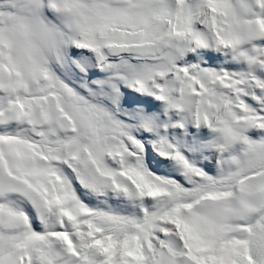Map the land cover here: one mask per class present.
Here are the masks:
<instances>
[{
    "label": "snow or ice",
    "instance_id": "1",
    "mask_svg": "<svg viewBox=\"0 0 264 264\" xmlns=\"http://www.w3.org/2000/svg\"><path fill=\"white\" fill-rule=\"evenodd\" d=\"M47 7L43 58L0 38V264H264V0Z\"/></svg>",
    "mask_w": 264,
    "mask_h": 264
},
{
    "label": "clouds",
    "instance_id": "2",
    "mask_svg": "<svg viewBox=\"0 0 264 264\" xmlns=\"http://www.w3.org/2000/svg\"><path fill=\"white\" fill-rule=\"evenodd\" d=\"M17 2L18 0H13ZM51 25L40 17L19 10V7L0 8V38L7 41L6 50L14 63L21 66L28 59L47 55Z\"/></svg>",
    "mask_w": 264,
    "mask_h": 264
},
{
    "label": "rangeland",
    "instance_id": "3",
    "mask_svg": "<svg viewBox=\"0 0 264 264\" xmlns=\"http://www.w3.org/2000/svg\"><path fill=\"white\" fill-rule=\"evenodd\" d=\"M10 7L5 0H0V8ZM39 17L46 23L51 24L54 23V17L51 11L47 7V0H44L43 6L40 9ZM179 133L180 130H175ZM196 134L193 135L192 133ZM247 135L252 138H257L259 135H264V132H257L256 130H249ZM213 134L206 127H201L199 129L193 128L192 125L187 126V134L184 136L185 142L189 145L196 144H205L211 138ZM191 157H193L202 167H205L206 170H212L216 161V153L214 149H205L203 152H192L189 153Z\"/></svg>",
    "mask_w": 264,
    "mask_h": 264
}]
</instances>
